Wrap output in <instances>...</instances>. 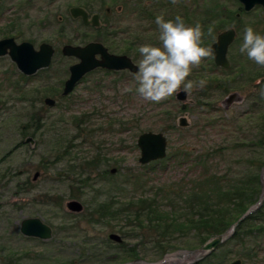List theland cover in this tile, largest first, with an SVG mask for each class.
I'll return each mask as SVG.
<instances>
[{
	"label": "rangeland",
	"instance_id": "rangeland-1",
	"mask_svg": "<svg viewBox=\"0 0 264 264\" xmlns=\"http://www.w3.org/2000/svg\"><path fill=\"white\" fill-rule=\"evenodd\" d=\"M73 7L100 15V27L74 19ZM242 8L237 0H0V40L29 42L36 50L48 43L55 49L50 67L33 76L23 75L9 56L0 58V264H157L169 256V264H264V232L256 234L264 226V202L237 234L210 254L201 253L203 239L224 230L246 205L258 204L264 195V145L257 146L264 144V67L239 51L245 28L264 36V11ZM187 11L193 20L214 18L215 11L227 17L220 32L214 25L218 32L210 45L219 33L234 28L228 59L231 69L239 65L242 71L216 70L206 59L189 77L206 78V86L194 89L186 102L177 100V94L161 103L146 101L136 92L134 75L101 69L62 96L69 68L78 62L62 54L64 46L100 42L137 64L140 46H162L155 18H186ZM134 35L140 40L135 48ZM124 38L128 40L122 42ZM248 75H255L254 84ZM232 77L236 83L227 90L224 83ZM233 93L241 100L228 108L224 102ZM46 98L54 99L55 106H48ZM182 118L188 127L180 126ZM145 132L162 133L168 140L166 158L153 165L139 162L137 142ZM29 138L33 144L25 142ZM196 158L202 162L197 168ZM205 171L216 176L221 188L245 186L243 196L224 212L219 226L187 233L172 227L164 239L166 228L158 226L171 225L174 212L186 213L172 196H183L186 186L190 191V182ZM126 195L153 199L158 213L151 217L157 229L147 228V216L141 219L143 227L133 221L127 226L123 218H99L100 205L115 198L122 202ZM72 201L83 205L82 213L69 212ZM168 214L170 219L162 221ZM35 217L53 227L50 240H29L20 233L22 220ZM113 233L122 237L121 244L109 239ZM160 237L164 243L159 248Z\"/></svg>",
	"mask_w": 264,
	"mask_h": 264
},
{
	"label": "water",
	"instance_id": "water-1",
	"mask_svg": "<svg viewBox=\"0 0 264 264\" xmlns=\"http://www.w3.org/2000/svg\"><path fill=\"white\" fill-rule=\"evenodd\" d=\"M244 8L245 12H250L256 7H261L264 11V0H237ZM71 16L74 19H81L86 25L92 24L94 27H100L99 15H93L89 20V13L81 7H73L70 10ZM236 37V31L229 29L221 33L217 41L211 46L214 50L215 64L222 68H229L228 51ZM62 54L65 57L75 58L77 63L70 68V77L65 82L62 96L66 97L72 93L82 79L97 69H105L108 71L130 70L132 73L138 71L136 65L131 58L125 55H116L109 52V49L100 42H90L84 46L66 45L62 49ZM55 49L48 43H42L39 49L36 50L34 45L29 42L18 44L14 38H5L0 40V58L9 56L12 62L18 66V69L26 76H33L40 70L49 68L52 64ZM176 99L180 102H186L188 94L183 91L176 95ZM241 98L238 93L231 94L225 100V106L230 107ZM45 103L48 106H55L56 101L51 98H46ZM181 127H188L189 123L186 118L180 120ZM26 143L33 144L32 139H26ZM137 145L141 151L140 164L148 165L155 161H160L167 156L168 140L162 133L145 132L139 136ZM115 173V169L112 170ZM39 174H36L37 179ZM83 205L78 201H72L68 204V209L80 213L83 211ZM21 234L26 237L39 238L48 240L52 237V229L42 222L39 218L24 219L21 223ZM109 239L121 244L123 239L118 234H110ZM223 237H217L209 241L202 248L204 254L212 252L223 242ZM231 264H241L240 260Z\"/></svg>",
	"mask_w": 264,
	"mask_h": 264
},
{
	"label": "clouds",
	"instance_id": "clouds-1",
	"mask_svg": "<svg viewBox=\"0 0 264 264\" xmlns=\"http://www.w3.org/2000/svg\"><path fill=\"white\" fill-rule=\"evenodd\" d=\"M171 2L175 4L178 0ZM155 23L162 46L145 44L138 48L141 58L134 74L137 94L146 101L161 103L181 91L190 95L194 89L204 88L205 79L195 81L189 77L206 59L214 58V50L204 46L206 36L215 39L214 26L209 25L205 33L201 24L188 26L179 15L174 21H165L163 15H158ZM239 51L264 67V36L255 33L251 27L244 30Z\"/></svg>",
	"mask_w": 264,
	"mask_h": 264
},
{
	"label": "trees",
	"instance_id": "trees-1",
	"mask_svg": "<svg viewBox=\"0 0 264 264\" xmlns=\"http://www.w3.org/2000/svg\"><path fill=\"white\" fill-rule=\"evenodd\" d=\"M242 10V9H241ZM224 22L227 21V17H224ZM222 20V22H223ZM221 22V23H222ZM209 25H206L205 28H207ZM224 25L222 23L221 28H223ZM208 39V37H207ZM207 43H211L208 39ZM243 69H241L242 71ZM228 71V70H227ZM232 71V70H229ZM28 78V77H27ZM236 83L235 78L232 77L230 80H227L224 83V88L227 90L231 88L232 85ZM223 84V80H222ZM162 114V112H161ZM35 118H32L29 122V124H33V120ZM263 134V133H262ZM263 146L264 144L259 143L257 146ZM196 168L198 167L199 163H202L199 161V158H196ZM152 165L154 164L151 163ZM264 164V161L261 163ZM258 172L256 174V181L257 183L260 182L258 179ZM217 180L215 175L208 174L206 171L203 173L201 172L200 175L197 177V180L191 181L189 184L191 189L190 191L184 190L183 196H181L180 193H176V195L172 196L171 200L173 202H177L179 206L183 205L186 208V213L184 212H174V215H172L171 218V225H166L165 223H162V225H159L158 227L163 228L164 234L163 238L165 239V234L169 232V228H174L175 231L187 233V231H190L192 229L202 231L207 230L211 227L219 226L220 223L225 219L226 213L229 206L238 202L241 196H243L245 192V186L239 187V189H232L230 187H227V189L221 188L217 185ZM221 185V184H220ZM142 186V185H141ZM183 190H181L183 192ZM181 192V193H182ZM188 192V193H187ZM145 195V194H142ZM179 196V197H178ZM184 197L186 200L184 201ZM117 200V198H115ZM115 199H112L108 204H102L100 205V209L98 210L99 218L104 219L108 218L109 221H119V219L125 220L126 225H128L129 221H133V224H138V226L143 227L145 224V221L142 222L141 219H143V216H147L150 220H147V228L149 230L157 229V225L155 222H153L152 215H155L158 213V209L156 206H153L152 202L153 199L150 197H130L128 198V195L124 197V200L122 202L118 201L115 202ZM180 199V200H179ZM252 203V202H251ZM250 203V204H251ZM250 204L246 205L242 212L234 219V221L229 222L224 230L217 232L216 234L209 235L205 239L202 240L201 245H204L209 239L223 235L225 234L232 224L242 215L246 209L249 208ZM180 211V210H179ZM107 212V214L105 213ZM97 213V212H96ZM93 215L95 216V213L91 214L90 217L93 218ZM162 221L169 220L170 216L168 214V217L166 215H163ZM169 218V219H168ZM161 221V222H162ZM160 222V223H161ZM245 222V221H244ZM243 222V223H244ZM242 223V224H243ZM241 224V225H242ZM240 225V227H241ZM239 227V228H240ZM238 228V230H240ZM255 230V229H254ZM264 232V226H261L257 229L256 234L263 233ZM238 233V232H237ZM236 233V234H237ZM164 243V240L158 239L157 246L160 248L161 245ZM167 252H163L165 254ZM4 264H15L14 262H5ZM19 264V263H17Z\"/></svg>",
	"mask_w": 264,
	"mask_h": 264
},
{
	"label": "flooded vegetation",
	"instance_id": "flooded-vegetation-1",
	"mask_svg": "<svg viewBox=\"0 0 264 264\" xmlns=\"http://www.w3.org/2000/svg\"><path fill=\"white\" fill-rule=\"evenodd\" d=\"M243 9V8H242ZM214 10H218L217 9V7H215V9ZM254 10V9H253ZM222 11V10H221ZM89 13V12H88ZM118 13L119 14H122V13H124V9L122 8V7H120L119 9H118ZM107 14H109L110 15V10H107ZM215 14H216V17H214V18H210V19H207V18H204V17H202L201 18V20L199 19V18H194V20H193V18L192 17H188L189 15H191V13H189L188 11H187V13H186V18H183V20H184V22H186L185 24H191V22H193L194 23V21H196V22H198L199 24H201L202 25V28H203V30L205 31V33L207 32V28H205V26L206 25H218V29H219V32H220V30L222 29L221 28V26H222V16H221V14H219L218 12H216L215 11ZM89 20L91 21V18H92V16L93 15H98V14H93V15H91L90 13H89ZM149 16H152V14L151 15H149ZM221 16V17H220ZM239 17V16H238ZM152 20L154 19V18H151ZM99 20H100V22H101V17H100V15H99ZM169 20H175V19H165V21H169ZM186 20V21H185ZM153 23V22H152ZM219 23V24H218ZM197 24V23H196ZM86 25V24H85ZM89 25H91V26H93L91 23L90 24H88V25H86V26H89ZM156 26V25H155ZM214 27V33H213V35H215L216 34V32H218V30H216V28L217 27ZM94 27V26H93ZM156 28H158V26H156ZM231 29V28H230ZM234 29V28H233ZM235 30V29H234ZM236 31V30H235ZM221 33H223V32H221ZM221 33H219L218 34V36L221 34ZM122 34V33H121ZM218 36H217V38H218ZM210 38H212V37H208V39L210 40V42H212V39H210ZM236 38V37H235ZM132 39H133V48H135V46H136V44H138V45H140L139 43H140V40H139V38H137V35H134L133 37H132ZM206 39H207V36L205 37V40H204V46H206V47H208L209 45H210V43L208 44L207 43V41H206ZM207 39V40H208ZM128 39H126V38H124L123 39V41L122 42H126ZM216 41H217V39H216ZM215 41V42H216ZM214 42V43H215ZM213 43V44H214ZM213 44H211L210 45V48H211V46L213 45ZM229 52V51H228ZM111 53V52H110ZM113 54V53H112ZM122 55H125V56H128L129 58H131V60L133 61V63L136 65V63H135V59L134 58H132V57H130L129 55H127V54H122ZM211 60H212V67L214 68V69H218V70H221V71H224V72H227V70L229 71V70H233V69H235V68H239V69H244L243 67H240L239 65H234V67H233V69H231V67H232V65H231V63H230V61H229V63H230V67L229 68H222V67H219V66H217L216 64H215V59L214 58H210ZM229 60V59H228ZM204 63V62H203ZM98 70V69H97ZM102 71H104V72H106L107 74L109 73V74H122V73H127V72H129V73H131L132 75H134L135 73H132L130 70H122V71H108V70H105V69H101ZM96 71V70H95ZM95 71H93V72H95ZM240 70H238V71H235L234 73L236 74V73H238ZM93 72H90L89 74H87L86 76H88V75H90V74H92ZM69 73H70V71H69ZM240 74H242V75H244V71L243 72H241ZM203 75V74H202ZM86 76L82 79V81L86 78ZM247 76V75H246ZM204 77H207V76H204ZM203 77V78H204ZM216 77H214V79H215ZM248 81L249 82H253V84H254V79H255V75H248ZM206 79V78H205ZM214 79L212 78L211 79V83H213L214 82ZM81 81V82H82ZM80 82V83H81ZM79 83V84H80ZM217 83H219L220 84V86L222 85V81L218 78L217 79ZM78 84V85H79ZM77 85V86H78ZM76 86V87H77ZM76 89V88H75ZM75 91V90H74ZM73 91V92H74ZM63 93V92H62ZM189 96V95H188ZM69 204V203H68ZM67 208H68V205H67ZM69 210V212H71V213H75V214H79V213H77V212H74V211H71L70 209H68ZM83 212V211H82ZM82 212H80V213H82ZM35 218H37V217H35ZM26 219H28V218H26ZM40 219V218H39ZM23 221V220H22ZM42 222L43 223H45L43 220H42ZM67 222L70 224V225H74L75 224V221L73 220V218H68V220H67ZM22 223V222H21ZM21 223H20V229H21ZM46 224V223H45ZM46 225H48V224H46ZM51 229H52V237H53V235H54V229H53V227H51L50 225H48ZM71 228V227H70ZM66 229L67 228H65V227H60V230L61 231H64V232H66ZM21 233V232H20ZM23 235V234H22ZM24 236V235H23ZM24 237H26V236H24ZM51 237V238H52ZM26 238H28L29 240H40V241H48V240H50V239H48V240H42V239H39V238H33V237H26Z\"/></svg>",
	"mask_w": 264,
	"mask_h": 264
},
{
	"label": "bare ground",
	"instance_id": "bare-ground-1",
	"mask_svg": "<svg viewBox=\"0 0 264 264\" xmlns=\"http://www.w3.org/2000/svg\"><path fill=\"white\" fill-rule=\"evenodd\" d=\"M198 255H200V253H198ZM171 257L172 256L167 257L166 260L164 262L160 263V264H168L171 261Z\"/></svg>",
	"mask_w": 264,
	"mask_h": 264
}]
</instances>
